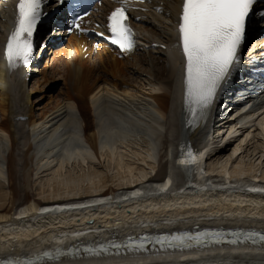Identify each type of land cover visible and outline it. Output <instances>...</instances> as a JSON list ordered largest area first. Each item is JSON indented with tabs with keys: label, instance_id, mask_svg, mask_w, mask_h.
<instances>
[{
	"label": "bare ground",
	"instance_id": "bare-ground-1",
	"mask_svg": "<svg viewBox=\"0 0 264 264\" xmlns=\"http://www.w3.org/2000/svg\"><path fill=\"white\" fill-rule=\"evenodd\" d=\"M180 2L158 0L151 16L149 12L139 13L137 27L145 41V52L152 56L156 50L148 46L154 41L162 52L161 57L152 56L151 61L145 54L140 57L143 65H149L151 77L145 89H139L130 77L136 72L130 67L134 66L131 60L136 53L119 58L103 46L94 49L93 42L87 40L85 51L81 41L71 36L65 46L59 47L60 51L52 44L43 50L45 57L48 52L54 54L51 72L50 61H46L37 69L38 78L29 88L21 71L8 73L0 47V261L32 260L51 251L52 258L43 257L35 264H264V243L214 244L121 255L110 254L114 248L107 254L103 250L92 255L84 251L110 241L126 243L130 235L138 238L144 233L198 230L199 226L264 229V182L258 183L254 174L261 168L256 167L264 154L257 158V166L249 157L250 163L240 161L231 171L228 166L232 157L221 154L216 158L221 175H214L216 169H206V155H213L226 141L222 139L221 145H215L214 134L218 138L221 133L219 129L211 130L213 119L219 122L216 110L224 102H219L220 95L204 118L188 123L183 102V60L174 27ZM165 16L169 23L162 24ZM5 22L0 18V41ZM57 34L53 30L51 35L46 33L44 41L47 37L57 38ZM256 46V56L264 55V39L257 40ZM53 78L63 79V87L59 94L53 95L49 89L44 94ZM247 89L244 95H233L226 112L237 116L249 103L258 106L245 114L242 124L253 122L256 115L251 113L263 111L264 87L248 84ZM38 91L47 99L37 106V114L30 100ZM89 107L94 113L93 122L89 120ZM226 119L223 128L237 123V118ZM258 125L264 137V120ZM236 131L239 129L228 136ZM185 140L197 149L207 145L209 151L201 155L194 150L197 162L181 164L188 158ZM121 147L138 148L140 153L135 154L141 156L143 164L124 163ZM104 157L116 165L114 178L123 180L117 186L115 179L91 166V175L78 180H87V187L74 178L61 182L50 178L48 189H53L46 191L44 187L46 195L35 196L33 173L59 162L56 174L60 175L67 164L88 165L102 162ZM245 175L254 179H245ZM58 248L65 253L60 259L55 258Z\"/></svg>",
	"mask_w": 264,
	"mask_h": 264
},
{
	"label": "snow or ice",
	"instance_id": "snow-or-ice-1",
	"mask_svg": "<svg viewBox=\"0 0 264 264\" xmlns=\"http://www.w3.org/2000/svg\"><path fill=\"white\" fill-rule=\"evenodd\" d=\"M47 2L48 0H17L14 27L7 35L3 52L10 69L21 65L27 67L30 64L34 49V34L42 16L45 15L43 9ZM65 2L66 0H60L61 4ZM118 4L119 6L106 17V28L109 33L106 39L118 46L122 53H127L135 48V33L129 23L127 11L129 0H118ZM256 4L257 0H182L177 23V46L181 50L183 60V102L190 125L206 116L222 84L230 78L240 64L239 51ZM86 15H88L87 12L82 16L73 15L74 27L82 32L88 31L81 27ZM259 15L261 19H264V11H260ZM98 35L105 34L100 32ZM187 157L180 163L191 165L198 160L191 149ZM164 187L167 188V185ZM41 211H47V209ZM225 235L226 233L215 230L195 233L184 231L157 236L155 240L161 247L165 245L190 247L193 241L201 243L211 238L219 242ZM231 235L243 236L245 240L251 239L254 244L264 243V233L257 230L232 232ZM146 242H149L147 235L138 238L128 237L126 245L110 241L108 245L101 244L98 248L87 247L84 251H107L108 246L117 249L127 247L143 250ZM232 243H236V240ZM64 255V251L56 249V259ZM43 257L52 258L53 252L44 251L32 260H3L0 264H35V261Z\"/></svg>",
	"mask_w": 264,
	"mask_h": 264
},
{
	"label": "rangeland",
	"instance_id": "rangeland-1",
	"mask_svg": "<svg viewBox=\"0 0 264 264\" xmlns=\"http://www.w3.org/2000/svg\"><path fill=\"white\" fill-rule=\"evenodd\" d=\"M2 15H4L2 13ZM164 24V22L168 23L169 22V19L168 17H163V19L161 20ZM152 27V26H151ZM156 29H159V26L156 27ZM156 41H154L153 43H155ZM62 47V44L61 45H57V46H53V49H57V52L60 51V48ZM65 46V45H64ZM151 47V49L155 52L152 53V56L155 57V58H159L161 57L160 55H162V52H159V50L155 47V46H152V45H149ZM47 48L49 46H46ZM60 47V48H59ZM156 48V49H155ZM47 50V49H46ZM56 54V53H55ZM145 54L151 61L152 59V56L151 54L149 53V51L145 52V49L142 47L140 48V50L138 51L137 54H135L134 58L131 60L134 61V66L133 64L130 65L131 67V70L132 71H136L135 73H130V77H131V80H134V84L137 85V87L139 89H145L146 86H147V83L148 81L151 79L150 77V74L148 72L149 70V65H147L146 62H143L144 65L140 62V57ZM53 53L50 54V52H48V55L47 57L44 58V61H43V64H46V61L49 62V66H48V69H49V73L51 72V66L54 62V59H53ZM46 59V60H45ZM70 60H68L69 62ZM138 61V62H137ZM137 63V64H136ZM131 64V63H130ZM142 66V67H141ZM44 67V65H43ZM140 68V69H139ZM136 69H139L138 71ZM142 69V70H141ZM138 72V73H137ZM134 74V75H133ZM37 77L36 75L34 76V79L32 78L31 80V84H30V87H32L33 83L32 81H36V78ZM129 78V77H128ZM134 78V79H133ZM140 83V84H138ZM64 85V81L63 79L61 78H53V81L51 84L47 85L45 90H43V93L46 91V90H52V94L55 95V94H59L58 92L61 90V88L63 87ZM144 85V86H143ZM143 86V87H142ZM141 87V88H140ZM42 92V91H41ZM40 91H38L37 93H35L32 97H31V100L32 101V105L34 107L33 111H35V113H39V108H37V106H42V104L44 103V101H46L45 99L47 98H43L42 95L44 94H47V93H44L42 94ZM42 94V95H41ZM62 96V95H61ZM59 95V98L61 97ZM38 100V101H37ZM41 101V102H40ZM37 109V110H36ZM235 111V110H233ZM231 112V111H229ZM236 115V113H233V115L231 114L229 118L226 119L229 120V121H234L232 118ZM88 116H89V120L90 122H93V116H94V113H93V110L91 107L88 108ZM260 120H264V113L260 116V118L258 117L257 119H254L252 123L250 124H245L243 127L241 128H238L239 131L233 135H230V136H222L223 133H222V130H220V136L219 138H217V134H214V141H216L215 145H218V144H222V139L225 141L224 143V146L221 148V149H217L213 155H211L208 159L207 162V170H212V169H216L215 172H214V175H221V171H219L221 168H220V165L217 164V156H221V154L225 155V158L226 157H232V160H231V163L230 165L228 166V169L229 171L235 169V167L237 166V164L239 165L240 161L241 162H244L245 164L247 163H250L249 162V157L252 159L254 158L253 162L255 164V166H257L259 164V159H257L261 154H264V137L261 135V131H260V127L258 125V122ZM225 122V121H224ZM237 129V130H238ZM260 131V132H259ZM249 135V138L247 141H243L245 139V137ZM224 137H227V138H224ZM218 141V142H217ZM219 141L221 143H219ZM127 150H125L124 148H120V150L122 152V154H124V163H127V164H130L131 166H138L140 164H143L141 163V156L140 157H137L138 155L135 154V153H140L139 149L138 148H127ZM256 149V151L251 155V153ZM136 150V151H135ZM219 150V151H218ZM135 151V152H133ZM138 151V152H137ZM140 158V159H139ZM139 159V160H138ZM136 162V163H135ZM111 165V166H109ZM115 164H111L108 160H107V157H104L102 158V162H99V160L95 161L94 163H90L87 165V164H83L82 162L81 163H71V164H67L66 165V168L60 172V175L56 174V171L59 170L60 168V163L59 162H55L54 164L50 165V167H46L44 169H42L40 171V173H33V176H32V185H33V192L35 194L36 197H42L43 195H46V194H43V191H44V187H45V190L47 191H50V189H53V188H49L48 189V182H49V179L52 178V179H57L58 181H66L67 179H72L74 178L75 180H77V182H80V183H84V186L87 187V180L82 182L81 180L84 179L86 177V175H91V166L95 169H97L98 171H101L103 173H105L106 175H108L110 177V179H115V183H114V186H117L118 183H120L121 181L123 180H119L120 178L118 176H116L114 178V175H117V168H116V165L114 167ZM210 165V167H209ZM261 165V168L259 167ZM264 157L262 158L261 160V163L256 167L257 169L260 168L259 170H256L258 172H255L254 174L257 175L256 178H258V183L260 182H264ZM37 165L34 164V168H36ZM209 167V168H208ZM54 170V171H53ZM63 172V173H62ZM127 172V171H126ZM114 173V174H113ZM135 173V172H134ZM211 173V172H210ZM76 176V177H74ZM81 177V178H80ZM245 179H248V180H253L254 178L249 175H245ZM79 178L81 179L80 181ZM263 178V179H262ZM85 180V179H84ZM84 188V187H83ZM119 188V187H118ZM122 188V187H120ZM68 189V188H67ZM66 191L64 189L63 191V194H66ZM74 192H80V191H74ZM122 225V224H120Z\"/></svg>",
	"mask_w": 264,
	"mask_h": 264
}]
</instances>
